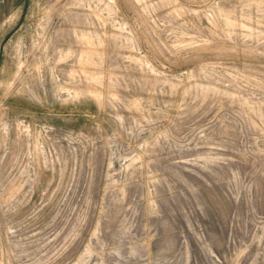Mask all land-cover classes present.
Here are the masks:
<instances>
[{
    "label": "rangeland",
    "instance_id": "obj_1",
    "mask_svg": "<svg viewBox=\"0 0 264 264\" xmlns=\"http://www.w3.org/2000/svg\"><path fill=\"white\" fill-rule=\"evenodd\" d=\"M0 264H264V0H0Z\"/></svg>",
    "mask_w": 264,
    "mask_h": 264
}]
</instances>
